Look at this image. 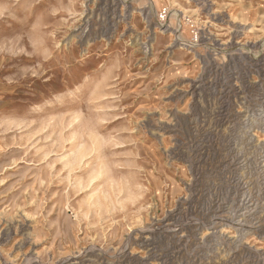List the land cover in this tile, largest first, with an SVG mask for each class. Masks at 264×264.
<instances>
[{
  "label": "rangeland",
  "instance_id": "374dc122",
  "mask_svg": "<svg viewBox=\"0 0 264 264\" xmlns=\"http://www.w3.org/2000/svg\"><path fill=\"white\" fill-rule=\"evenodd\" d=\"M0 264H264V0H0Z\"/></svg>",
  "mask_w": 264,
  "mask_h": 264
}]
</instances>
